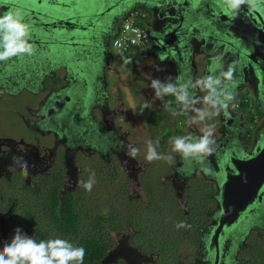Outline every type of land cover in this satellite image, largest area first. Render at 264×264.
Instances as JSON below:
<instances>
[{"label":"flooded vegetation","instance_id":"flooded-vegetation-1","mask_svg":"<svg viewBox=\"0 0 264 264\" xmlns=\"http://www.w3.org/2000/svg\"><path fill=\"white\" fill-rule=\"evenodd\" d=\"M45 1L46 6L49 7L45 17L46 24L42 27L36 26L39 35L31 37L33 53L0 61V88L29 85L32 87L31 90L33 89L31 91L33 95H36L32 100L33 106L25 100L23 102L22 108L26 116L21 110H16L22 123L16 121L21 125L18 130L14 125L12 126L17 138L12 136L10 140H6L7 137L2 134L7 124L3 123V127H0L1 169H6L13 156L21 158L18 162L21 167V160L27 161L30 170L36 176L39 170L47 171L48 166L55 162L60 163L55 160L56 158L51 157L52 152L56 151L63 167H67L68 160L72 163L76 161L75 171L80 154L96 153L102 161L110 162L113 161V155L121 156V159L129 165L135 166L140 159L138 155L135 158L126 155V146L128 144L134 146L137 143L130 139L132 127L128 121L116 119L117 111L121 112L123 108L122 99L116 91L115 94L113 93L114 102L109 105L107 101L109 98L106 92L109 89L106 86V75L113 59L111 38L129 11L143 12L145 18L140 22L146 26L149 20H157L162 11L155 5V7L143 6L139 2L129 6L128 0ZM57 1H62V4L57 5L59 9H54L56 5L51 3ZM31 4L30 0H10L9 5L0 6V15L9 10H19L24 15L28 9H31ZM95 7L98 12H95ZM216 7L220 8L217 0H182L175 6V11L180 10L184 14L188 10L198 20L206 21V19H214L212 15ZM102 9L103 11L99 13ZM242 9H247V13L250 11L247 7ZM68 14L74 17H69L72 23L65 25L64 19ZM54 18L58 20L62 18L63 22L56 24ZM28 20L30 22V19ZM232 21L238 23L237 18ZM71 26L79 29L75 30L73 35H69L65 30L70 29ZM70 36L77 37L79 41L68 44L66 39ZM35 38L38 42H34ZM213 46L208 45L207 48L212 49ZM140 53L130 57L128 62L130 66L144 63V59L148 60L147 56L139 58ZM198 62L195 66L201 70L203 62L202 60ZM223 63L225 67L231 63L235 64V79L238 85L234 89V99L227 110L228 115L221 112L213 119L215 121L214 151L201 162L193 164L185 163L180 155L173 154L176 160L179 159L180 164H173L172 170L175 174H171V179L178 184H184L189 178L202 176L211 180L218 189L217 194L213 195L218 201V207L206 212L208 217L203 222L199 234L200 249L197 250L196 257L190 264H264V192L261 199L248 206L233 225L228 228L223 226L222 231L214 232L221 213L218 199L219 183L224 176L223 165L227 161L228 146L237 155L249 154L264 128V104L259 103L258 99V77L244 56V51L238 46L235 51L225 54ZM180 69L181 76L191 75V68H187L186 65L181 66ZM173 70L174 73L170 77L175 78L177 68ZM202 74L204 71L200 75L194 74L193 79L201 77ZM143 94L144 98L155 96L152 88L147 89ZM204 94L199 90L196 91L197 96ZM9 98L11 102L20 103L14 96ZM242 99L247 102V106L243 107ZM248 104H250L249 108L246 109ZM191 115L193 114L190 113ZM179 123L178 132L185 133L186 128L188 134L196 136L202 134L201 125L190 123L189 118L187 122ZM127 137L129 141L126 140ZM5 141H11L13 146ZM138 154L141 156L144 153ZM142 161L146 166L148 165L146 159ZM185 171L188 174H183ZM130 172L136 174L135 169H131ZM60 176L62 182H66V178H62L66 175L60 173ZM31 191L36 194L39 187L33 184ZM60 192V187L54 186L48 194L46 212L51 221H54L53 217L64 220L61 210L65 208L64 202L69 196L73 207L72 191L65 192L63 197H60ZM235 201L233 196V203H236ZM52 208H54L53 212ZM27 213L32 219L34 218L33 214ZM78 220L77 214V222Z\"/></svg>","mask_w":264,"mask_h":264},{"label":"rangeland","instance_id":"rangeland-1","mask_svg":"<svg viewBox=\"0 0 264 264\" xmlns=\"http://www.w3.org/2000/svg\"><path fill=\"white\" fill-rule=\"evenodd\" d=\"M111 52L119 71L124 72L129 68L127 63L123 64L116 49L112 47ZM113 83L120 97L129 94L131 98L137 94L132 99L138 103L130 107L140 118L139 126L141 121L146 128L147 120L154 125L159 124L160 129L148 126L146 133L133 130L139 133V138L132 133L130 139L136 141L134 147L144 153L141 156L138 154L141 160L133 166L121 159V156L119 158L113 155V161L110 162L102 161L96 153L80 154L75 171L76 161L72 163L68 160L67 167H63L56 151L52 152L51 157L60 163L48 166L47 171L39 170L35 176L28 163L25 173V169L18 165L19 160L14 161L17 157L12 156L5 170L0 167V248L10 242L16 228L30 237H37L23 221L29 212L34 215L31 220L33 226L45 234L44 240L59 237L76 245L81 237L88 235L103 238L109 244L103 262L123 260L127 264H190L196 257L197 250L200 249V228L208 217L206 212L218 207V201L213 196L218 189L211 180L202 176L189 178L184 184L171 179V174H175L173 164H180L179 159L176 160L173 155L176 152L172 151L170 142L172 137L181 136L175 123L168 121L164 111L149 113L146 120L144 109L139 111L140 107L138 108V105H142L138 90L132 87V91H122L123 84L127 87L131 84L125 75H118ZM10 96L30 101L36 97L26 89L1 91L0 127H3V123L7 124L2 134L7 137L6 140H10L12 136L18 137L13 133L12 127L14 125L18 130L22 124L16 110H21L26 116L22 108L23 102H11ZM166 98L167 101H174V97ZM208 123L215 124V121ZM200 125L203 127V124ZM150 137L159 141L158 152L161 155H171L172 160H153L147 166L144 164L142 160L145 159ZM5 142L13 146L11 141ZM131 169L136 170L135 175L130 172ZM91 172H95L96 182L89 192L82 185L89 179ZM60 173L66 175L62 177L66 178V182H62ZM33 184L39 187L36 194L31 191ZM54 186L60 187V197L65 192L72 191L73 207L79 216L78 231L74 234L60 233L47 216L48 194ZM181 221L190 227L177 228L176 225Z\"/></svg>","mask_w":264,"mask_h":264},{"label":"water","instance_id":"water-1","mask_svg":"<svg viewBox=\"0 0 264 264\" xmlns=\"http://www.w3.org/2000/svg\"><path fill=\"white\" fill-rule=\"evenodd\" d=\"M181 1L128 0L129 6H132L134 2H139L143 6H157L162 11L157 20L151 19L147 22V47L139 57L147 56L153 58L157 63L170 62L177 68V76L182 75L180 67L183 65L191 68L192 77L194 74L198 75L199 73L200 75L203 71L202 75L204 76L208 74V69L214 58H221L223 61L226 53L235 51L239 46L257 74L258 99L259 103L264 104V11L250 10L247 13V9H242L236 17L237 23L232 21V18L226 15L221 8L216 7L215 13L212 15L214 19L204 21L198 20L188 10L184 14L180 10L175 11V6L179 5ZM61 2L57 1L51 4L56 5L53 7L54 9H59L58 6H61ZM9 3L10 0H0V6H6ZM45 8L47 12L49 7ZM34 11L31 8L24 14V17L30 19L29 22L26 18L32 26L31 37L39 35L36 26L42 27L46 24V12H42L43 17L39 18L34 14ZM38 12L35 11L36 14H40ZM95 12H98L96 7ZM4 13L6 12H2V15ZM51 17L53 18L54 15ZM69 17L74 16L68 14L64 19L65 25L72 23V19ZM54 20L56 24L63 22L62 18L60 20L54 18ZM65 30L69 35H73L74 31L79 29L71 26L70 29ZM36 39L34 42H38ZM66 41L71 44L79 40L77 37L70 36ZM208 45L214 46L212 49H208ZM201 60L203 66L200 67L201 70H198L195 64ZM226 158L227 161L223 165V180L219 183L218 199L221 213L217 219L215 233L218 230L222 231L223 226L228 228L233 225L248 206L261 199L264 192V128L249 154L237 155L228 146ZM233 196H235L236 203H233Z\"/></svg>","mask_w":264,"mask_h":264},{"label":"clouds","instance_id":"clouds-1","mask_svg":"<svg viewBox=\"0 0 264 264\" xmlns=\"http://www.w3.org/2000/svg\"><path fill=\"white\" fill-rule=\"evenodd\" d=\"M222 11L235 19L242 8L264 11V0H217ZM32 26L19 10H9L0 15V61H7L13 57L31 55L34 51L31 41ZM236 66L234 63L224 66L221 58H214L208 69V74L193 79L186 76L168 77L166 80L151 79L150 87L154 90L156 99L166 96L174 97L167 101L165 108L173 115L180 116L192 113L190 123L203 124L201 135L187 134L171 138L172 151L179 153L182 161L193 164L201 162L214 151L215 124L208 123L221 112L228 115V108L234 99V89L238 85L235 79ZM205 93L197 96L196 91ZM173 103L177 107H173ZM197 105H202L198 107ZM141 107L151 108L150 101H144ZM123 146V142H121ZM126 155L135 158L139 149L131 144L127 146ZM159 141L148 140L145 159L172 160L171 155H161L158 152ZM21 158H14V161ZM21 165L27 172V162L21 160ZM183 174H188L184 172ZM95 172H91L89 179L83 183L87 191H91L95 184ZM177 228L190 227L183 221ZM85 249L63 238H51L37 241L28 236L20 228L10 242L0 248V264H83Z\"/></svg>","mask_w":264,"mask_h":264},{"label":"crops","instance_id":"crops-1","mask_svg":"<svg viewBox=\"0 0 264 264\" xmlns=\"http://www.w3.org/2000/svg\"><path fill=\"white\" fill-rule=\"evenodd\" d=\"M32 2V4L30 5V8L34 9L35 11H39L38 13L40 14H36L34 11V14L37 15L39 18H42V12H46L45 11V7H46V3L45 0H40V2H38V0H30ZM140 58V57H139ZM144 63H138L135 66H130V63L126 62L127 65L129 66V68L127 67V69H125V71H119V69L117 68V66L114 64V60L112 59L111 64L109 66V71L106 75V86L108 92H106L108 94V104L110 105V103H113L114 101V95L116 92V88L114 87V83L113 80L115 79V77H117L118 75H125L128 78V82L131 83L129 86L127 87L125 86V84H123V88L122 91L128 92V90H133L132 87L136 88L138 91L137 93H139L140 97H141V102L143 104V102L146 101H150L152 103V107L151 108H144V112H145V117L147 114H151V113H157V112H161V113H166L164 114L165 117L168 118V121L170 123H175V127H179V122H187L188 118L190 117V113L186 114V115H180V116H173L168 110H166L163 106H165L167 101V98L164 97L163 99H156L155 96H152L150 98H144V94L143 92L147 91V89L151 88L150 87V83H151V79H160L161 81L164 79H167L168 77H170L173 73L175 69V66L170 63V62H164V63H157L153 58H149L148 60L144 59ZM126 63L123 62L124 65H126ZM120 77V76H119ZM21 89V90H28L31 94H33L31 91V86L29 85H25V86H16V85H11L8 88H4L1 87L0 88V93L3 89H6L10 92H13L17 89ZM30 88V89H29ZM137 96V94L132 95L131 98L129 96V94H125L121 97L122 102H123V108L117 111L118 115L116 118L118 121L119 120H123V121H128L129 125L132 127V133L134 135V137H138L139 138V133H137L136 131H133L134 129L136 130H140L142 131L141 133L145 132L146 133V128L148 126L150 127H156L159 128V124L154 125L153 123L149 122L147 120V127L144 128V123H142L140 121V126L138 124V118L139 116H137V114L135 115L134 110H132L131 106H134L136 103H138V101H135V99H132L133 97ZM19 99L20 101L24 102V100H22L21 98H16ZM30 106H33V102L30 100H25ZM23 105V103H22ZM27 105V104H26ZM173 107H177L176 104L173 103L172 105ZM140 107L139 111L142 109L141 105H138V108ZM137 108V109H138ZM164 111V112H162ZM116 117V116H115ZM140 119V118H139ZM160 129V128H159ZM181 136L182 135H187L188 133H186V128H185V133L184 132H180ZM151 140L155 141L154 139H152L150 137ZM160 144V143H159ZM158 151H160V148H158ZM178 156L180 155L179 153H176Z\"/></svg>","mask_w":264,"mask_h":264},{"label":"trees","instance_id":"trees-1","mask_svg":"<svg viewBox=\"0 0 264 264\" xmlns=\"http://www.w3.org/2000/svg\"><path fill=\"white\" fill-rule=\"evenodd\" d=\"M241 104L243 105V107L247 106V102L243 101V99L241 100ZM64 203L65 208L61 210L64 220L56 219L53 217L54 221H52V223L62 234H74L78 231L77 214L75 213L71 205L70 196L65 200ZM53 210L54 208H52V212ZM26 215L27 216L25 217L24 221L26 222L28 229L33 233V235L37 236L35 239L37 241L44 240L45 234L40 229L33 226L31 222V215H29L28 213ZM76 245L82 246L85 249V257L83 264H127L123 260L103 262L109 244L101 237L93 235H88L87 237L83 238L81 237L77 241Z\"/></svg>","mask_w":264,"mask_h":264},{"label":"built area","instance_id":"built-area-1","mask_svg":"<svg viewBox=\"0 0 264 264\" xmlns=\"http://www.w3.org/2000/svg\"><path fill=\"white\" fill-rule=\"evenodd\" d=\"M144 18L140 10L129 11L111 38V46L120 54L124 63L147 47V26L140 22Z\"/></svg>","mask_w":264,"mask_h":264}]
</instances>
